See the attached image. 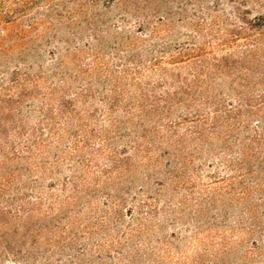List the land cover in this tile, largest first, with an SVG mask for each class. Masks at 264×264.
Returning <instances> with one entry per match:
<instances>
[{"label":"rangeland","instance_id":"obj_1","mask_svg":"<svg viewBox=\"0 0 264 264\" xmlns=\"http://www.w3.org/2000/svg\"><path fill=\"white\" fill-rule=\"evenodd\" d=\"M0 264H264V0H0Z\"/></svg>","mask_w":264,"mask_h":264}]
</instances>
